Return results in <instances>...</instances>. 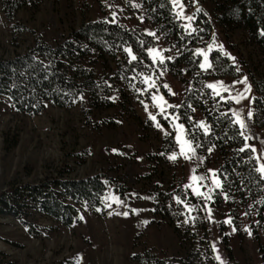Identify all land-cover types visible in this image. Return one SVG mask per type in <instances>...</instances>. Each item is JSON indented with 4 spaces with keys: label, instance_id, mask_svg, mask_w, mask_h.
Segmentation results:
<instances>
[{
    "label": "rangeland",
    "instance_id": "1",
    "mask_svg": "<svg viewBox=\"0 0 264 264\" xmlns=\"http://www.w3.org/2000/svg\"><path fill=\"white\" fill-rule=\"evenodd\" d=\"M170 2L177 16L183 11V17L178 18L183 25H191L189 31L195 28L197 16L208 20L210 39L198 49L207 51L212 44V50H220L239 71L235 77L207 78V84L218 85L214 92L229 96L219 86L223 82L234 96L245 87L234 82L247 77L249 99L239 105L231 100V113L243 108L246 118L247 111L253 112L254 86L249 73L258 76L262 71L258 46L241 28L230 31L231 39H227L225 30L214 20L216 0ZM187 16L193 19L188 21ZM97 19L155 33L143 16L139 0H42L34 7L18 9L12 22L0 8V58L28 51L37 38L57 45L83 22ZM154 38L156 42L149 49L169 57L171 53L160 36ZM148 50L149 61L141 58L139 68L128 73V53L106 57L103 63L85 60L84 65L95 71L99 99L109 90V107H95L84 93L69 108L47 103L40 113L25 114L15 111L8 97H0V191L16 182L38 183L59 175L81 178L97 172L112 177L114 183L104 196L103 213L82 206L83 219L73 227L32 212L28 220L37 230L34 237L19 220L0 215V264H137L130 257L144 249L180 261L191 246L199 248L201 254V245L211 253L202 254L195 260L197 264H261L254 230L261 241L263 238L255 215L212 183L219 179L221 185L217 173L220 157L215 151L203 155L196 150L192 159L181 155L182 142L184 151L192 155L185 127L182 142H178L173 124H184L173 119L175 107L167 105L180 104L182 86L160 67V56L154 62V54ZM132 54L138 58L137 52L132 50ZM208 56L210 63V52ZM145 76L151 77L155 88L141 82ZM153 96L158 99L154 101ZM196 119L202 122L199 112ZM254 133L256 141L248 144L256 148V158L264 152V128ZM173 153L177 159H168ZM256 161L259 167L264 157ZM192 176L204 179L193 183ZM194 189L205 196L197 195ZM155 202L169 205L174 218L155 213Z\"/></svg>",
    "mask_w": 264,
    "mask_h": 264
},
{
    "label": "trees",
    "instance_id": "2",
    "mask_svg": "<svg viewBox=\"0 0 264 264\" xmlns=\"http://www.w3.org/2000/svg\"><path fill=\"white\" fill-rule=\"evenodd\" d=\"M139 1L143 16L171 53V59L166 57L160 67L178 79L182 86V100L173 109V114L184 124L186 139L199 154L208 155L215 151L220 157L217 173L221 186L218 190L232 194L244 209L255 215L256 228L263 241L257 230H254L253 237L261 264H264V179H260L255 170L258 164L251 147L245 152L239 151L245 143L256 141L255 129L264 128V0H216L214 7V20L225 30L229 41V32L241 28L260 51L262 71L258 76L249 73L255 99L253 115L248 120L247 134L252 138L248 141L239 135V127L233 122L231 100L221 99V95H215L206 87L207 78L211 76L235 77L239 71L217 49L210 52L212 67L207 71L199 67L202 58L196 53L209 41L211 23L197 16L195 31H189L181 23L170 0ZM40 2L42 0H0V8L5 18L12 22L18 9L34 7ZM17 26L13 25V28ZM155 42L152 35L105 19L83 22L57 45L37 38L28 51L12 58H0V97H8L14 110L25 114H38L47 103L69 108L84 93L95 107H109V90L99 99L95 71L84 65L85 60L103 63L106 57L127 55L124 49L130 48L138 53V60L129 63L128 73L139 68L141 58L149 61L147 50ZM196 112L200 113L207 132L199 126ZM111 184H114L112 177L102 172L81 178L59 175L38 183L16 182L0 191V215L19 220L34 237L38 236L37 230L28 220L32 212L73 227L81 220L82 206L103 213L104 196ZM154 212L167 218L175 216L169 205L158 202L154 203ZM173 228L179 236L175 225ZM200 247L201 254H198L199 248L191 246L180 261L159 256L151 249L134 253L130 258L137 264H197L195 260H199L202 254L211 253L210 248Z\"/></svg>",
    "mask_w": 264,
    "mask_h": 264
},
{
    "label": "snow or ice",
    "instance_id": "3",
    "mask_svg": "<svg viewBox=\"0 0 264 264\" xmlns=\"http://www.w3.org/2000/svg\"><path fill=\"white\" fill-rule=\"evenodd\" d=\"M176 2H177V0H173V3H176ZM136 7H139V5H136ZM198 11H199V10H198ZM183 15H184V14H183V11H181L180 13H178V16H179V17H183ZM186 19H187L188 21H191V20L193 19V16H187ZM184 27H185V29H190V28H191V25H190V24H189V25H184ZM193 31H195V29H193ZM190 34H191V33H190ZM149 35L155 36L156 34L150 32ZM212 48H213V45H212V44H209V45H208V49H207V51H205L204 49H198V50H197V53H196V54L199 55V56H202V57H203V61H204V62L201 63V64L199 65V67H200L201 69H203V70H207V69H210V68L212 67V64L209 63V56H208V52H211V51H212ZM220 49H221V50L223 49V46H222V45L220 46ZM124 50H125V52H127V53L129 54V56L131 57V60L129 61L130 63H131V61H136V60H137V56H135V55L132 54V50H131L130 48H126V49H124ZM148 51H149L150 54H154V55H153V60H154V62H155V60H156V56H160V53H159L156 49H149ZM167 59L170 60L171 57H168ZM159 63H160L161 65H163V64L165 63V58H164L163 56H160ZM162 74H163V73H161V75H162ZM141 82H142V83H145V84H148L150 88H155V87H156L155 82H154V81H151V77H149V76H145L144 80L141 81ZM234 83H240V84H244V85H245V87H244L242 90H237V91H236V94H235L234 96L231 95V93H230V91H229V88L223 85V82H219V86L223 89L224 92H229V96L227 97V99H229V100H234L235 103L239 105V104L241 103V100L249 99V95H250V93H251V86L247 84V77H245V78H244L243 80H241V81H236V82H234ZM133 87H135V85H133ZM164 87H165V88H168V85H164ZM206 87H207L208 89H213V90H215V89L218 87V85H217V84H211V83H210V84L206 85ZM138 91H139V89H138ZM169 91H171V90L169 89ZM246 94H248V95H246ZM215 95L220 96V92H215ZM220 98H221V99H225V97H223V96H221ZM152 99L155 101V100H157L158 98H157L156 96H153ZM159 99H160L161 101H163V97H160ZM254 99H255V98L252 97V100H254ZM249 102L251 103V100H250ZM163 103H164V104H167L166 101H163ZM167 106H168V107H178V106H173V105H167ZM145 107L147 108V105H145ZM160 111H161V113L164 112V107H163L162 105L160 106ZM243 112H244V109H243V108H241L239 111H237V110H232V115L236 118L233 122H234L235 124H237L238 127H239V135L243 138L244 141H248V140L251 139L252 137H250V136L247 134V133H248V125H247V123H246V118H247V119H251L253 114H252V112L249 110V111H247V113H246V118H245L244 116H242V113H243ZM149 115H150V118H151L153 121L156 120V116L151 115V114H149ZM165 118L167 119V117H165ZM173 119H178V117H173ZM156 126L159 128V127H160V124L157 123ZM199 126L202 127V128H204V131H205V132L208 131V129H207L206 127H204L203 122H201ZM173 128H175V129L177 130L176 140H177L178 142H182L183 133H184V125H182V124H178V125H177V124H173ZM165 134H166V135H170V133H167V132H166ZM193 139H194V137H193ZM187 143H188V145H189V148H190V150H191L192 155L189 156V155L184 151L183 142L181 143V155H184V157H185L186 159H192V158L195 156V148H192V147H191V141H188ZM198 146H199V145H197V147H198ZM250 147H251V146H250L249 144L245 143L244 146L241 147V148L239 149V151H240V152H245V151L248 150ZM251 151H252V152H256V148H255V147H251ZM262 157H264V152H262L261 155H260V156H257L255 159L260 160ZM168 159H170V160H175V159H177V156H176L175 153H173L172 155H170V156L168 157ZM250 159H251V157H250ZM255 170L260 174V179H264V162L260 163V166L257 167ZM213 175H215V173H213ZM191 179H192L193 183H195L197 180H203L204 177L192 176ZM212 183H213L217 188H219V187L221 186V185H220V180H219V179H214V180L212 181ZM186 187H192V185H187ZM194 191H196V190L194 189ZM196 194H197V195H200V196H205L204 193H200V192H198V191H196ZM206 198H207V199H211V196H206ZM189 211H191V209H189ZM127 214H128V213H124V215H127ZM81 219H83V217H81ZM229 222H230V221H229ZM145 223H147V222H145ZM218 259H219V257H218Z\"/></svg>",
    "mask_w": 264,
    "mask_h": 264
}]
</instances>
